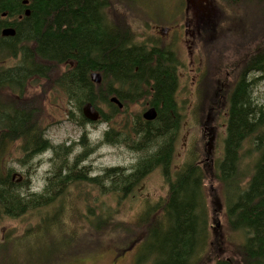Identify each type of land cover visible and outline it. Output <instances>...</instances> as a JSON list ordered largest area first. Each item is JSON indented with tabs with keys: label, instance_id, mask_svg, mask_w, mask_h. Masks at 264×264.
<instances>
[{
	"label": "trees",
	"instance_id": "16d2710c",
	"mask_svg": "<svg viewBox=\"0 0 264 264\" xmlns=\"http://www.w3.org/2000/svg\"><path fill=\"white\" fill-rule=\"evenodd\" d=\"M23 1L0 0V91H22L26 82L34 79L52 80L55 92H64L70 103H77L81 113L84 105L92 104L101 115V123L107 125L114 124V117L128 107L129 100L150 97L153 99L151 107L157 111L155 121L148 122L143 115H134L131 122H124L121 131L117 129L119 133L109 129L104 140L113 144L118 137L119 144L151 154L141 160L129 178L116 182L111 175L114 171H109L108 176L112 179V186H123L129 192L127 187L135 185L144 173L161 165H165L167 170L178 131L186 123L171 98L178 66L176 59L164 48L148 50L146 46L137 45L136 33L123 17L118 22L106 18V9L114 5L136 6V1L29 0V7H23ZM223 1L231 7H238L244 1L255 2L258 7V2H264ZM21 10L30 11V16L9 21L17 18ZM5 29H14L16 36L3 37ZM8 57L17 59L13 67L6 68ZM254 64L264 71V51L257 55ZM93 73L102 75L101 85L92 82ZM247 93L246 85L241 82L237 94L243 101L229 106L221 175L206 174L224 187L223 195L227 194L233 203L228 221L231 230L235 233L243 231L247 238L237 247L232 259H217L214 264H264V104L255 106ZM114 97L118 98L123 109L111 102ZM99 104L106 105L109 113L99 109ZM38 115L35 105L28 101L0 100V150L8 141H23V150L29 154H37L38 150L47 148ZM69 116L74 121L73 112ZM82 117L84 120H79L81 124L91 123L83 113ZM244 142L248 143L245 150ZM244 156L250 159L245 168L242 163ZM12 179L9 173L4 175L0 167V217L16 219L28 211L41 212L55 200L39 195L27 198L18 191V183ZM204 179L206 176L197 165L188 164L176 182L171 184L167 199L156 207L148 208L131 226L134 229L110 222L111 215L103 216V227L114 225L120 230L124 227L130 229V232L126 231L127 239L123 238L124 246L131 250L141 243L149 264H209L212 243L207 226L209 207ZM62 216L63 209H58L50 218L45 215L40 227L34 228L32 240L28 238L29 233L13 237L5 235L0 242V264H31L33 256L37 255L40 256L38 264H45L51 249L50 242L58 238L57 234L69 241L70 251L56 264L71 259L75 253V234L57 227ZM104 232L102 235L107 236L113 231ZM87 234L91 237L89 232ZM22 252L27 258L22 257Z\"/></svg>",
	"mask_w": 264,
	"mask_h": 264
},
{
	"label": "rangeland",
	"instance_id": "374dc122",
	"mask_svg": "<svg viewBox=\"0 0 264 264\" xmlns=\"http://www.w3.org/2000/svg\"><path fill=\"white\" fill-rule=\"evenodd\" d=\"M135 1L136 6L114 5L106 9V18L113 22H118L124 18L123 20H126L132 31L136 33L135 43L137 45L146 46L148 50L164 48L170 51L172 57L178 61V73H180L178 77L182 88L180 113L186 123L181 126V144L178 146L175 165L182 170L188 164L204 163L201 170L204 177L206 176L204 187L209 207L207 226L212 243L209 264H214L217 259L230 260L234 257L237 247L243 244L244 232L235 233L231 230L227 215L230 201L227 194L223 195L222 189L224 187L213 177L209 179L206 175L207 173L210 176L221 175L220 166L225 158L229 109L226 106L219 117L210 116L209 119L207 118V114L205 115L207 77L208 74L212 77L214 73L216 75L220 73L219 71L226 64L229 53L234 52L237 59H239V53L242 56L247 54L249 60L258 47H263L264 20H262V15L264 14V2H258L260 5L258 7H256L255 2L250 4L246 1L238 7H231L230 5L227 6L223 0ZM187 17L189 18L188 36L193 41L196 38L192 49H189L185 39L181 37V34L184 33L183 29ZM200 20H203L204 23H200L201 30L197 32L196 28ZM212 26H215L214 31ZM157 27H172L173 32L176 30L178 33L175 31L170 36L168 34L161 36ZM245 27V32L240 34V31ZM236 44L238 46L233 50L232 47ZM1 61L2 58L0 57V63H2ZM16 62L17 59L13 57L6 58V68L13 67ZM228 72L230 73L232 70ZM187 73H190L193 78L201 76V96L198 105V110L201 108L200 111L202 112L201 120L210 121L214 127H217L216 134L218 138L216 144H214L210 167L208 166L209 162L206 165L207 154L203 151V143H206L207 139H203V129L199 123L194 122L193 115L189 114L191 106L195 105L196 97L192 89H187L189 84L184 80ZM228 78L229 83H231L233 72L232 76H228ZM39 84H43L44 90L49 89L54 94L50 101L42 97L44 90L40 94L39 91L41 90L39 88L41 87H38ZM258 85L257 88L256 86L253 88L251 94L253 103H256L255 106L264 104V83ZM23 87L22 91H11L9 89L0 91V100L14 98L34 104L39 111L37 120L40 122L41 130L46 131L44 140L55 146L70 147L71 153L68 156L70 163H73L80 156L86 155L78 162L89 160L97 169L96 172L92 173V176L98 175L101 179L97 188L92 187V185L66 188L64 193L68 195L58 197L59 199L54 197L53 205L41 212L39 210L28 211L16 219L0 217V242L7 234L13 237L29 233L28 238L32 240L33 230L40 227L39 225L42 224L44 216L48 215L47 218H50L58 209H61V211L63 209L62 220L58 221L57 227H61L66 233L75 234L73 236L75 253L70 256L71 259L63 264H149L147 262L149 260L147 252L144 246L140 245L141 243L133 246L131 250L124 246L123 238L127 239L126 231L130 232V229L124 227L120 230L118 226L114 225L103 227L102 224L103 216L111 215L112 220L110 222L124 224L132 230L134 227L131 226L148 208L162 204L168 197V185L164 183L161 173H155L144 182L139 183L137 188L142 194L138 193L135 198L127 195L119 196L117 186L115 187L113 183L114 187L111 185L112 179L108 176L109 171L119 169V175L124 178L123 174L127 169L135 167L138 162L151 154V152L134 151L126 148L124 144H107L104 140V136L109 129H115L116 132L114 133L117 134L121 131V127H124V122L129 120L131 122L134 115L142 116L148 108L149 97L144 96L131 102L129 100L130 103L127 102L128 107L114 117L115 122L112 125L101 123V121L88 125L91 123L81 124L79 122V120L84 119L82 113L78 110L77 103L74 101L70 103L64 92L54 91L55 85L52 80L40 81L34 79L26 82ZM98 108L104 113L110 111L103 104H99ZM71 112H73L74 121L69 116ZM191 131L197 133L198 141L202 143H200L198 150L192 156H189L187 150L190 148L192 141L188 139L186 134L191 133ZM242 146L245 150L248 148V143L244 142ZM23 147V141H8L4 145V149L0 150V167L4 175L9 173L12 177L14 174H20L24 182L22 185L18 184L17 189L27 198H31V195L42 193L46 189V175L52 169L50 153H46L43 157L33 158L32 155L23 150ZM90 151H92L91 154H89ZM249 162L250 159L247 156L242 157L244 168ZM111 175H113V179L116 178L115 174ZM18 179L19 177L16 176L13 182L17 183ZM74 190L75 192L72 195ZM81 191L85 192L86 195L79 198L75 196ZM100 192L101 197H96L95 194ZM87 216H89V220ZM54 230L56 231V228H53ZM111 231L113 232L110 235H102L103 232L107 234ZM87 232L91 234V237ZM96 235L97 237L94 238ZM57 237L56 240L50 242L51 249L45 264H56L65 253L70 251L69 241L62 235L57 234ZM118 254L124 256L117 258L116 255ZM22 257L27 258L25 252H22ZM39 258V255L33 256L31 264H38ZM25 264H28V262Z\"/></svg>",
	"mask_w": 264,
	"mask_h": 264
},
{
	"label": "flooded vegetation",
	"instance_id": "af4514ba",
	"mask_svg": "<svg viewBox=\"0 0 264 264\" xmlns=\"http://www.w3.org/2000/svg\"><path fill=\"white\" fill-rule=\"evenodd\" d=\"M25 1L28 2V4H25ZM30 5V1L29 0H24L22 2V6L23 7H29ZM26 12H28L27 10L24 12L23 10L20 11V13L17 16V18H12L9 19V21L13 22L15 19L18 20H23L24 17H26ZM28 17V16H27ZM3 18L5 19L6 16H3ZM189 18H186L185 21V28L183 29L184 33L181 34V37L183 39H185L186 44H188L189 49H192V46L195 45L196 42V38L195 41H193L192 39L189 38L188 36V23ZM200 23H204L203 20H200L198 23V27L197 32H199L200 29ZM213 25L216 26V24L212 23ZM182 26V24H181ZM215 26H212L213 31L215 30ZM158 29V33L161 36H166L167 34L170 36L171 34H173V28L172 27H157ZM246 30V27L243 28L242 31H240V34L244 33ZM204 31V30H203ZM210 31V30H209ZM177 32V31H176ZM228 32V29H227ZM178 33V32H177ZM212 35L214 36V34L212 33ZM208 37H210V35H208ZM211 38V37H210ZM170 41V40H169ZM185 44V43H184ZM238 46V44H236L235 46H233V50L236 49V47ZM151 50V49H150ZM257 51L254 53V55L252 56L251 59L248 60V55H241L239 53V59H237L235 57L234 52L229 53L228 54V59L226 60V64L225 66L222 68L221 71H219L220 73L218 75H216L215 73L213 74L212 77L209 76L208 74V88H207V92L205 93V101L206 104L205 106H207L205 108L206 112L205 115L207 114V118L209 119L210 116L213 117H219L220 114L222 113V110L227 106L229 109V106L234 105V104H238L240 102L243 101V99L238 97V87L239 84L241 82H243L246 85V90H247V95L250 99V101L253 103V100L251 99V94H252V90L253 88L256 86V88L259 86L258 84L260 83H264V71H261L258 66H256L254 64V59L257 57L258 54L262 53L263 47H258L256 49ZM193 53V52H192ZM174 58V57H173ZM175 59V58H174ZM177 64L178 61L176 60ZM249 62V63H247ZM232 70L233 72V80L231 83H229V78L228 76H232V72H228L230 70ZM178 69L179 66H176L175 68V83L173 85L172 88V92H171V98L173 103L176 105L177 108V112L178 114L181 116L180 113V103H181V94H182V88L180 85V81H179V77L178 75H180V73H178ZM228 70V71H227ZM184 80L186 81L187 84H189L187 86V89H192L193 93L196 97V101H195V105L191 106L189 114L193 115V119L195 123H199L200 127L203 129L202 131V137L203 139H207L206 143H203V151L207 154V159H206V165L209 162V167L211 166V156L213 155V151H214V144H216L217 142V138L218 135L216 134V130L217 127H214L210 121H203L201 120L202 117V112L200 111L201 108L198 110V105H199V101H200V84H201V76H198L197 78H193L191 77L190 73H187L184 77ZM206 83V85H207ZM211 85V87H210ZM38 87L41 91L40 94L42 93V91L44 90V86L43 84H39ZM210 87V88H209ZM255 88V89H256ZM45 97L44 99L47 100H51L52 97H54V94H52V92L48 89V91H44L43 92V96ZM208 97V99H207ZM208 100V101H207ZM152 101L153 99L149 97V102L147 103V110L153 108L152 106ZM256 103H254L255 105ZM260 106V105H259ZM145 111V112H146ZM204 111V110H203ZM228 117H229V113H228ZM88 125H93L88 124ZM227 127V126H226ZM46 131H43L44 136H43V141L48 145L47 148H42L41 150H38V153H31L30 155L33 156V158H39V157H43L46 153H50V165L52 167V169L49 171V173L46 175V189L45 191H43L42 193H36L33 194L34 195H39V196H46L47 199H52L54 197H57V199H59L58 197H62V196H66L68 194H65V189L71 187V186H75L77 188L82 187L83 185H92V187L97 188L100 185V177L98 175L96 176H92L93 172H96V167L93 163H91L89 160L88 161H80L78 162L80 159H83L86 157V155L80 156L77 160H75L73 163L69 162V155L71 153L70 151V147H63V146H55L52 143H49L48 141L44 140V138L46 137L45 135ZM181 132H182V128L180 127L178 134H177V139L175 140L174 144H173V153H172V159L171 162L168 166V169H165V165H161L157 168H153L151 171L146 172L142 175V177L137 181V183L135 185H130L127 188L129 189V192H127L125 190L124 187H119L118 185H115L117 191L119 193H117L119 196L122 195H127L128 197H136L137 194H142L141 191H139V188H137L138 184L141 182H144L146 179H148L151 175L155 174V173H161L163 175V180L164 183L168 185V192L170 191V187L171 184L176 182L177 177L179 176V173L181 172V170L177 167V165H175L176 163V159L177 155H178V146L181 144ZM188 139H191V145L190 148H188V152H189V156H192L196 150H198V147L200 145V143L198 141V135L195 132L186 134ZM227 135H228V130H227ZM119 138L115 137V143L113 144H119ZM226 141V140H225ZM125 147V146H124ZM127 148V147H126ZM92 151L89 152V154H91ZM67 154V155H66ZM63 155H66L63 157ZM142 161L138 162L137 165L133 168L127 169L125 171V174H123L124 178H129L130 176L133 175L134 171L136 168L139 167V164ZM197 165V167H199L201 169V167H204V163L199 162ZM115 174L116 178L114 181L118 182L121 179H123V177H121V175H119L120 170L116 169L113 170ZM16 176L19 177V179L17 180V183L22 185V183L24 182L22 176L20 174H14L12 175V180H15ZM113 176V175H112ZM121 178H118V177ZM114 178V177H113ZM124 180V179H123ZM63 188V189H61ZM141 188V187H140ZM75 192L72 191V195ZM124 193V194H123ZM86 193L81 191V193L76 194L75 196L82 197L85 196ZM96 197H101V192L99 194H95ZM54 200L52 201V205H53ZM233 203L230 202V204L228 206H232ZM230 207L228 209L227 215H228V220H229V212H230ZM245 242V241H244ZM243 242V244H244ZM117 258H120L121 256H124L123 254H118L116 255ZM120 256V257H119ZM136 262V261H135Z\"/></svg>",
	"mask_w": 264,
	"mask_h": 264
},
{
	"label": "water",
	"instance_id": "95a60500",
	"mask_svg": "<svg viewBox=\"0 0 264 264\" xmlns=\"http://www.w3.org/2000/svg\"><path fill=\"white\" fill-rule=\"evenodd\" d=\"M25 4H28V2L25 1ZM26 16H30V11L26 12ZM2 35L3 37H15L16 31L14 29H5ZM91 79L95 85H101L103 82L102 75L99 73H93L91 75ZM111 102L116 104L120 108H123V105L120 103V101L117 98L111 99ZM82 113H83L84 118L91 123H97L101 120L100 113L97 110H95L92 104L90 103H87L86 105H84L82 109ZM156 118H157V111L154 108L147 110L143 114V119L148 122H153L156 120ZM217 226H219V224H217Z\"/></svg>",
	"mask_w": 264,
	"mask_h": 264
},
{
	"label": "bare ground",
	"instance_id": "6f19581e",
	"mask_svg": "<svg viewBox=\"0 0 264 264\" xmlns=\"http://www.w3.org/2000/svg\"><path fill=\"white\" fill-rule=\"evenodd\" d=\"M3 16H6V14H4ZM92 106H93V105H92ZM93 107H94V106H93ZM94 109L97 110L95 107H94ZM97 111H98V110H97ZM98 112H99V111H98ZM57 203H58V201L56 202V204H57ZM246 238H247V237H245L244 241H246Z\"/></svg>",
	"mask_w": 264,
	"mask_h": 264
}]
</instances>
